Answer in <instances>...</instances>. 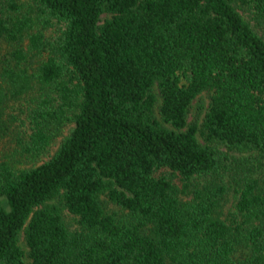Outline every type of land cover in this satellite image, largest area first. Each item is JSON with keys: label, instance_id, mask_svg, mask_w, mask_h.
<instances>
[{"label": "trees", "instance_id": "1", "mask_svg": "<svg viewBox=\"0 0 264 264\" xmlns=\"http://www.w3.org/2000/svg\"><path fill=\"white\" fill-rule=\"evenodd\" d=\"M0 264H264V0H0Z\"/></svg>", "mask_w": 264, "mask_h": 264}, {"label": "rangeland", "instance_id": "2", "mask_svg": "<svg viewBox=\"0 0 264 264\" xmlns=\"http://www.w3.org/2000/svg\"><path fill=\"white\" fill-rule=\"evenodd\" d=\"M239 13L244 17V19L248 22H250L249 17L247 15V13H245L244 11L239 10ZM105 18V15L102 16V19ZM160 103V101H159ZM209 105V94L206 92L201 93L200 95H198L191 104V108H190V114L188 117V124L190 123H194L198 126V128L200 127L203 117L207 111ZM156 116L157 118H159L158 113H157V108H156ZM73 125L69 124L68 126H66L63 131L61 136H59L57 139H55L50 147L49 150V156H51L57 149L59 143L61 142V140L66 137L68 135V133L70 132V130L72 129ZM197 139L199 141V143L201 144H206V141L199 135V133H197ZM211 145V144H210ZM215 145V144H214ZM218 149L222 150V151H226L224 149V147L218 145L217 147ZM233 154V153H232ZM233 155L239 156V154L234 153ZM43 160H48V157H45ZM157 174H160V172H158ZM224 180H227L224 178ZM102 200L105 202V207L108 211L110 212H115V211H119V208L113 204H111L109 201H107V199L103 196L101 197ZM235 202L234 200V194L230 193L229 196V201L226 205V210L228 208H230V206ZM64 220L65 223L67 224L68 228L70 230H74L76 228V223H75V219L74 217L69 214L68 212H64ZM19 245L21 246V248L27 253L28 249L24 244V239H23V234L21 233L19 236ZM26 262H29V260L26 258L25 259Z\"/></svg>", "mask_w": 264, "mask_h": 264}]
</instances>
